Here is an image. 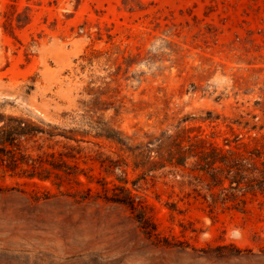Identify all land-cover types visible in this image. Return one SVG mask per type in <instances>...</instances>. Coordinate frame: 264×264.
Returning <instances> with one entry per match:
<instances>
[{"label":"rangeland","instance_id":"obj_1","mask_svg":"<svg viewBox=\"0 0 264 264\" xmlns=\"http://www.w3.org/2000/svg\"><path fill=\"white\" fill-rule=\"evenodd\" d=\"M254 124L264 0H0V264H264ZM184 127L246 157L240 187L142 162Z\"/></svg>","mask_w":264,"mask_h":264},{"label":"trees","instance_id":"obj_2","mask_svg":"<svg viewBox=\"0 0 264 264\" xmlns=\"http://www.w3.org/2000/svg\"><path fill=\"white\" fill-rule=\"evenodd\" d=\"M244 126H246V124ZM251 128L262 130L264 128V125L254 124ZM13 132V135H25L29 131L27 128L22 127V125H19V128L16 129V131L14 130ZM99 136H103L105 139L119 144L120 148H122L123 146H127L123 139H121V137L117 135L103 132L99 133ZM261 136L264 138V132L261 133ZM165 139H167L166 143L162 141V138L157 139L155 149L156 153L153 156L150 152L153 149H151L148 142L141 145L143 151L141 153V155H143V163H152L155 166L153 167L154 169L157 168V166H160V164L164 163L165 161H168V163H170L171 165L177 166L184 165L187 158L192 156L195 157L197 161L198 170H201L204 173L211 174L212 171H214L213 169H215L219 165H225L228 173H234L232 176L224 175L222 178L216 177V184L220 186L221 189L226 188L223 185V178H227L229 180L230 187L233 186V183L236 185V188L241 186L242 181L240 180V171L244 170V163L242 162V160H246V157L240 155L238 161H232V163H230V159L227 155L234 152V150L230 148V143H226L229 147L224 148L218 143L208 139L206 135H203L201 133H193V129L185 127L176 131L175 134H168ZM11 140L12 137L9 133L8 135H5L3 137L2 143H10ZM235 140L237 141V143H235L236 145L245 144L242 141H239V138H236ZM261 145L263 147L262 149L255 147V151L251 152L255 157L264 158V142H262ZM164 147L166 148L164 149ZM127 148L133 153L135 152L130 147ZM261 164L264 166V160L261 161ZM210 176L212 177L215 175L211 174ZM116 201L127 204L129 203L127 199H117Z\"/></svg>","mask_w":264,"mask_h":264}]
</instances>
